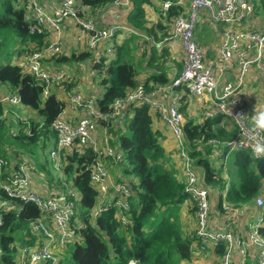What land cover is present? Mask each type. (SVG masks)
Masks as SVG:
<instances>
[{"label": "trees", "instance_id": "trees-1", "mask_svg": "<svg viewBox=\"0 0 264 264\" xmlns=\"http://www.w3.org/2000/svg\"><path fill=\"white\" fill-rule=\"evenodd\" d=\"M114 1L79 0L78 14H89V10L84 11L83 6L95 10L111 5ZM170 2L171 6L164 12L161 9L162 0H129V13L124 26L137 33L126 36L117 44L111 61L93 64L94 68L105 74L101 82L106 91L98 99L101 113L109 114L115 100L128 96L140 82L150 92L169 86L175 67L180 72L184 54H172L170 43L177 41L173 38L174 19L180 13H186V9L177 3L178 0ZM33 19L34 9L30 6V0H0V86L17 93L21 103L44 117L43 122L32 119L27 123L20 122V126L16 127H20V130H16L17 133L11 131L3 117L1 102L6 101L3 98L7 94L0 97V159L5 161L0 167V249L3 251L0 264H18L16 258L22 247L42 241L43 234L35 230L33 224L43 213L35 203L11 196L4 185L15 174L24 172L30 180V190L38 195L44 194V183L43 189L36 188L32 183V176L42 171L37 170L34 165L36 161L29 153H33L35 146L46 141L55 145L57 133L54 123L65 106L55 93L46 96L44 84L34 74L26 71L21 62L26 46H30L31 42L39 45L45 42L46 33L31 32ZM136 50L140 56L136 55ZM12 53L19 55L18 62L12 61ZM62 55L57 57L58 61H81L90 56V52H74L70 58ZM140 73L146 76L144 81L139 80ZM247 85L249 86L248 79ZM183 88L179 86L176 89ZM184 94L179 109L186 118L184 128L191 142V156L195 165L203 170L201 184L208 189L210 206L211 194L217 190L220 191L217 192L220 194L217 200L220 208H225L224 204L232 208L240 207L263 196L264 157L256 158L250 150L232 151L239 183L227 188L228 177L225 178L224 164L219 166L213 160L220 155L226 156L229 151L219 154L217 146L208 142L211 139L233 138L238 130H227L221 114L202 120L198 98H191L187 92ZM155 113L161 118L159 112ZM153 116V109L149 104L131 103L118 117L99 120L98 129L100 124L106 127L109 135L115 136H110L111 144L124 153L122 164L118 165L122 170L121 174L126 177L133 175L129 182L132 188L129 209L124 210V213L116 208L96 213L99 191L92 182L91 168L101 156L94 148L85 147L82 154L63 150L62 166L68 175H74V184L81 191L79 203L82 209L80 214L75 203L77 208L69 230L80 232V236L65 245V252L70 254L66 264H129L130 261L137 264H182L190 258L198 223L196 233L187 235L181 209L187 200L192 201L195 206L194 199L185 190V178L182 180L176 173V168L171 167L168 153L160 140L161 133L154 128ZM161 120L166 123L162 118ZM102 143L103 141L101 145ZM199 144L201 147L198 148ZM125 180L120 178L119 182ZM113 194V188L110 187L108 198ZM223 194H226L225 197ZM190 210L194 215L197 208L192 207ZM226 212L227 220L224 221L223 228L214 230L211 222L210 228L221 232L232 230L237 235L230 218H227V209ZM122 215L128 217V223L122 221ZM156 219L158 221L155 223ZM258 232L264 237V217ZM217 247L218 253L224 257L228 247L226 242H219ZM231 261L237 262L233 258ZM61 262L62 258L59 264Z\"/></svg>", "mask_w": 264, "mask_h": 264}, {"label": "built area", "instance_id": "built-area-1", "mask_svg": "<svg viewBox=\"0 0 264 264\" xmlns=\"http://www.w3.org/2000/svg\"><path fill=\"white\" fill-rule=\"evenodd\" d=\"M114 3L125 4L129 3V0H115ZM177 3L186 9V13L177 15L173 23V38L178 37L181 40L184 54L182 70L173 77L169 86L159 87L150 92L147 91L145 84L140 82L128 96L115 100L109 114L99 111V97L96 94L84 96L74 88H65L64 85L71 80L69 75L63 70L48 68L45 61L47 58L58 57L67 51L62 40L51 41L42 49L26 46L21 62L26 71L34 74L44 84L46 96L50 94L52 86L59 84L64 88L73 106L82 110V116L76 121L63 117L64 110L57 118L54 123L56 143L50 150V156L57 161L58 166L63 161L64 149L82 154L85 147H92L101 156L91 168L92 182L99 191L97 214L111 208L124 213V210L129 209V197L132 194L128 182H119L115 185L110 182L105 157L112 159L113 163H118L122 161L124 153L111 144L109 135L104 137L101 145L97 136L99 120L118 117L131 103H147L160 113L177 140L180 157L185 164V190L191 194L197 208V237L201 247L204 249L209 245L217 246L219 242L224 241L228 247L223 264H239L231 261L232 247L235 244L242 245L243 239L233 234L232 230L221 232L210 228L209 192L201 184V176H198L196 169L191 166L194 161L191 156L192 146L185 133L186 118L179 107L184 93L187 92L191 98L196 97L201 103L202 120L221 114L224 119L228 118L234 123L226 125V129L237 128L236 136L227 140L211 139L208 142L217 146L219 154L221 148H226L229 152L250 150L256 158L264 157H257L254 152L258 144H264V131L254 130L252 121L254 115L264 110L255 107L247 95V78L252 68H258L264 78V24L259 28L248 26L254 24L253 21L251 23L247 21L253 18L257 8L253 0H178ZM30 6L34 9V19L30 26L33 33L45 34L50 29L59 31L63 22L73 18L81 31L79 39L85 37L87 51L93 53L92 64L111 61L117 44L126 36H134V33H137L134 29L118 23L101 26L93 19H86L85 15L78 14L79 0L57 2L30 0ZM170 6V0H162V11L167 12ZM50 9H53L52 16L48 14ZM201 10L206 11V22L209 25L222 27V38L216 45V54L213 57L208 55L207 49L195 38ZM179 86L184 88L177 90ZM3 99L11 104L21 103L20 96L15 92ZM4 163V159L1 158L0 167ZM21 170H24L23 166ZM112 186L114 194L108 198ZM4 187L11 196L35 203L43 213V216L33 224V228L43 234L42 241L22 247L16 258L17 263L36 264L45 261L46 264H59L65 245L80 236V232L74 233L69 230L76 208L70 197L77 196V191L69 188L63 200L45 198L30 190V180L24 172L15 174ZM256 203L264 208V197L259 196ZM225 208L232 209L227 205ZM121 219L124 223L129 222L125 215H122ZM262 220L263 217L259 216L250 234L251 240L261 248L259 264H264V237L258 232ZM242 252L244 253V250ZM130 263L137 264L135 261Z\"/></svg>", "mask_w": 264, "mask_h": 264}, {"label": "crops", "instance_id": "crops-1", "mask_svg": "<svg viewBox=\"0 0 264 264\" xmlns=\"http://www.w3.org/2000/svg\"><path fill=\"white\" fill-rule=\"evenodd\" d=\"M58 0H43V2H57ZM256 3V10L255 14L252 16V19H248L249 21H253L254 24H250L248 26H256L257 28L261 27L264 24V0L262 1V5L260 6V2L258 0H253ZM129 4L130 3H125ZM124 4H117L113 3L111 5H108L106 7L98 9V13L100 14L99 16V24L97 25H110V24H124L126 23V19L128 16L127 10H123V7H121ZM84 9H91L90 7L83 6ZM48 14L52 16L53 9L48 10ZM154 14V12H152ZM81 34L80 28L78 25L75 23L73 18L67 19L65 22L61 24V28L59 31H56L54 29H50L46 33L45 37V42L42 45L37 44L36 42H31L30 48H37V49H42L45 48V46L54 40L60 39L63 41L65 45H67V39L70 41L69 45L73 46L74 49L70 52V50H67L62 56H67L70 58L71 54L76 52V53H81V52H88L87 51V43H86V38L82 37L79 39V36ZM195 38L198 42H200L209 52H212V55H208L213 57L215 55L214 52V47L218 44L220 39L222 38V27L220 26H215V25H209L205 26L204 24H200L197 26L195 29ZM177 41L170 43V50L172 54H175L176 52H181L182 53V44L181 40L178 37H175ZM61 56V57H62ZM58 58H47L45 61L47 63L48 68H53L54 70H63L67 75H69L71 79V83L68 84V88H74L77 91H80L83 93L84 96H88L91 93L92 89V83H89L86 81L87 76L90 73V67L94 68L92 65L88 64L85 62L83 63L84 68L87 65V68H82L79 73H76V70L79 69L77 68L78 65H80L81 61H75V60H65V61H58ZM70 62L73 65V71L69 70L64 63ZM78 64V65H76ZM81 63V66H83ZM181 70H182V63H181ZM180 70V71H181ZM180 72H174L173 77L177 75ZM85 75V76H84ZM139 80L144 81L143 79L146 77L142 73L139 74ZM172 77V79H173ZM249 77L253 78L251 82H249L250 85H254V83H259L257 86V89L255 92H259L256 95H250V88L248 86L247 89V95L249 96L250 101L253 103L255 107L262 108L264 110V90L263 92L260 91V88L262 86L264 87V83L262 84L264 78L261 76V73L258 68H252V70L249 73ZM257 79V80H255ZM172 81V80H171ZM250 81V79H249ZM4 87V86H1ZM54 87V86H53ZM53 92L51 90V93H55L58 98H60L65 106H64V113L62 114L63 117L76 121L80 116H82L83 112L80 109H77L73 106L71 103L70 99L66 96L64 88L61 86V88H53ZM6 88V87H4ZM153 120H154V128L156 130H159L161 133V143L165 147L168 156L170 158V163L171 167H175L176 171L178 172V167L182 165V158L179 156L177 152V140L175 139L174 135L171 132L170 127L162 122L161 118L155 111L153 110ZM225 125L230 126L234 125V123L230 120L225 119ZM233 129L230 128L229 131H232ZM109 135V131L106 127L99 125V129L97 130V136L99 140L103 141L104 137L106 135ZM112 136L113 135H109ZM174 137V140H173ZM114 138V137H113ZM112 161L107 162V168L110 173V182L111 184L115 185L120 181V178L125 179L126 177L124 174L122 176L118 174L116 176V170L119 168L118 164H112ZM174 168V169H175ZM182 172H183V167H180ZM197 170L200 173V176L202 178L203 175V170L199 167H196ZM115 170V171H114ZM37 174H42L41 172L36 173L35 175L32 176L33 179V185L38 188V189H43V183L37 181L36 175ZM184 174V172H183ZM180 177V175H179ZM185 177V176H184ZM181 178V177H180ZM113 188V186H112ZM218 193H220L219 190H217ZM212 193L211 194V219L210 222L212 223V227L214 230H218L223 228L225 224L226 219V208L222 207L220 208L219 205L217 204V200H219L220 194L218 193ZM226 194H223V197H225ZM264 197V183H263V193ZM185 203V206L182 207L181 209V217L182 214L187 216L188 222L184 224V228L187 235H189L191 232L196 233V226L195 230H192L187 226V224L190 222L189 218V211L192 214V220L193 222L196 223L197 225V217H196V211L195 214L193 215L192 210L190 208L195 206L193 205V202L190 200H187ZM184 205V204H183ZM226 206V204H224ZM229 211V216L227 218H230L231 224L235 227V230L237 232V236L241 237L243 239V244L242 245H237L232 247V258L233 260L237 261L236 263L239 264H259V257H260V251L261 248L257 243H254L251 238L250 234L254 230V223L257 221L259 216L264 217V208L259 207L256 203V200H253L251 203L243 204L240 207L232 208ZM213 230V231H214ZM224 245V244H223ZM220 247V246H219ZM218 247L217 246H212L209 245L206 248H202L200 244V240L196 237L195 238V243L193 244L192 247V252L191 256L189 259L184 260L182 264H223V257L218 253L217 251ZM244 250V253L242 252ZM64 252V251H63ZM62 252V254H63ZM36 264H41V263H36Z\"/></svg>", "mask_w": 264, "mask_h": 264}, {"label": "rangeland", "instance_id": "rangeland-1", "mask_svg": "<svg viewBox=\"0 0 264 264\" xmlns=\"http://www.w3.org/2000/svg\"><path fill=\"white\" fill-rule=\"evenodd\" d=\"M258 1L260 2V6H261L262 5V1L261 0H258ZM128 5L129 4L122 5L121 6V7H123L122 11L123 10L124 11L127 10V12H129ZM131 8H132V6H131ZM84 11H86V9ZM88 13L89 14H85V18L86 19H93L97 24H99L98 22H99L100 14L98 13V8H96L95 10L89 9ZM206 16H207L206 11L205 10H201L200 11V23L198 25L204 24L205 26H208V23L206 22ZM247 21H248V23H251V21H249V20H247ZM118 24H120V23H118ZM121 25H124V24H121ZM69 42L70 41L67 39V45H66L65 51L66 50H70V52H71L72 50H75V49H74V45L73 46L69 45ZM214 52L216 54V46L214 47ZM135 53H136L137 56H140L138 50H136ZM23 54H24V52H23ZM209 54L212 55V52H209ZM11 55H12V61H14V62H18L19 61V59H20L18 57L19 55L17 56V54H15V53H12ZM92 59H93V53L91 52L90 56H88L85 60H81V63L83 65V63L86 62L87 65L90 64V65L93 66ZM173 62H174V59H173ZM81 63H80V65L76 64V65H78L77 68H79V69L76 70V73H79L80 70L82 68H84V65L81 66ZM172 63L170 64L171 67H172ZM176 63H177V61H175V66H177ZM64 65L69 70H71V71L74 70L73 69V65L74 64H72L70 62H66V63H64ZM87 65L85 66V68H87ZM174 70H175L174 72H177L178 69L175 67ZM104 76H105V74H104L103 71H99L96 68H91L90 67V73H89V75L86 78L87 82L92 83L91 93L96 94L99 98L102 97L104 92L106 91V87L101 82V80L103 79ZM224 77L226 79V76H224ZM247 79L248 80L250 79L249 82H251L253 80L252 77L251 78L248 77ZM255 80H257V79H255ZM70 83H71V80H70V82L66 83L64 85V87L68 88L67 86ZM263 83H264V80H263L262 84ZM258 84L259 83H254V85H250L249 86L250 92H251L250 93L251 98H252V95H256L257 93H259V92H255L256 89H257ZM54 87L55 88H61V86L59 84H55ZM51 90L53 92L52 88H51ZM263 90H264V87L262 86V88H260V91L263 92ZM11 93H12V91H7L4 87L0 86V97L1 98L4 97L6 94L10 96ZM1 102H3L2 105H3V108H4L3 117L6 119V124L9 125L11 131H14V132L17 133V131L20 130V127L17 128V129H16V127L20 126V124H21L20 122L27 123L31 119L35 120V121H40V122L44 121V117L42 115H40L37 111H35V110L29 108L28 106L24 105L23 103L11 104L8 101H1ZM226 120H230V119L226 118ZM173 140H174V137H173ZM55 143H56V138H55ZM51 149H52L51 143L46 141L44 143H40L37 146H35L34 149H33V153H29V155L31 157H33L34 160L36 161L34 163V165L36 166L37 170L42 171L41 172L42 174H37L36 175L37 181L42 182V183L45 184V186H44V189H45L44 190V194H42V195H44L47 198H53L52 196H55L56 199L63 200L64 197H65L66 192L68 193V189L69 188H73L75 191H77V196H74V197L72 196L70 198L74 201V203L77 204V207H78V208L76 207L77 211L80 209V214H82L81 204L79 203L80 196H81V191L74 184V175L70 176V175H68L65 172V170H64V168L62 166L63 162H61V164L59 163V166H57V161L52 159L51 156H50V150ZM176 149H177V152H178V154L180 156L178 143H177V148ZM225 151H228V149L221 148L220 149V154L225 153ZM69 152L71 153V151H69ZM106 161L108 163H109V161H112L111 163L113 164V160L110 159V158H107ZM213 161H214L215 164L217 163L219 166L222 163L224 164L223 169H224V172L226 173L225 178H226V176L228 177L227 188L231 187L232 184H235V183L238 184L239 183L238 170H237L236 165L234 164L233 155H232L231 152H229L227 154V156L220 155V157H217ZM194 162L195 161H193L191 163V166L196 169V171L198 173V176H200V173L197 170V168H196L197 166L195 165ZM114 164L121 165L122 163L118 162V163H114ZM180 167H183L184 174H183V172H182ZM184 167H185V164H184V161H183L182 165L178 167L179 175H180L182 180H184V178H185L184 176L186 175ZM175 171H176V169H175ZM121 172H122V170L120 168H118L116 170V176H118V174H120L122 176ZM176 173L178 174V172H176ZM129 175H130L129 177H124L126 179L125 181H127L128 183L133 179L132 178L133 175L132 174H129ZM262 182L264 183V179H262ZM185 204H187V203H184L183 206H185ZM79 217H80V219L82 218L81 215ZM189 218H190V222L187 224V226L189 228H191L192 230H195L196 223L193 222L192 214L190 213V211H189ZM157 221H158V219L155 220V223ZM187 222H188L187 216L182 214V223L186 224ZM184 230H185V228H184ZM71 249H72V246H71ZM63 251H64L63 254L61 253V258H62V262L61 263L62 264H66L69 261L70 254H69L68 251L65 252V249ZM40 263L41 264H46L45 261H42Z\"/></svg>", "mask_w": 264, "mask_h": 264}, {"label": "clouds", "instance_id": "clouds-1", "mask_svg": "<svg viewBox=\"0 0 264 264\" xmlns=\"http://www.w3.org/2000/svg\"><path fill=\"white\" fill-rule=\"evenodd\" d=\"M253 128L256 131H264V111L258 112L252 117ZM257 157L264 156V144H258L254 149Z\"/></svg>", "mask_w": 264, "mask_h": 264}, {"label": "water", "instance_id": "water-1", "mask_svg": "<svg viewBox=\"0 0 264 264\" xmlns=\"http://www.w3.org/2000/svg\"><path fill=\"white\" fill-rule=\"evenodd\" d=\"M3 254V251L0 249V263H1V256Z\"/></svg>", "mask_w": 264, "mask_h": 264}]
</instances>
